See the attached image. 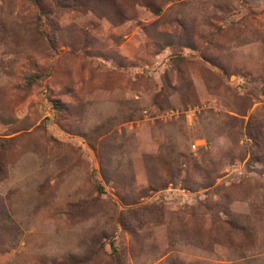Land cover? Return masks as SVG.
I'll return each mask as SVG.
<instances>
[{"label":"rangeland","instance_id":"rangeland-1","mask_svg":"<svg viewBox=\"0 0 264 264\" xmlns=\"http://www.w3.org/2000/svg\"><path fill=\"white\" fill-rule=\"evenodd\" d=\"M40 1L0 0V264H264V0Z\"/></svg>","mask_w":264,"mask_h":264},{"label":"trees","instance_id":"trees-1","mask_svg":"<svg viewBox=\"0 0 264 264\" xmlns=\"http://www.w3.org/2000/svg\"><path fill=\"white\" fill-rule=\"evenodd\" d=\"M34 1V3L36 4V6L40 9V11H42L45 14V12L43 11V7H42V3L40 0H32ZM56 6L57 8H67L70 10H79V9H84L87 12H92L95 14H99V15H103L106 14V9L108 6H116V8L122 9L123 7H125L126 5H131L132 2H139L142 0H55ZM171 0H155V2L148 0L146 2H144L146 5L148 4V6L152 9V12H155L156 14H159V12L161 11V8L156 9V3L160 2L162 4L167 3ZM114 14V11H112ZM117 16L119 18H123L125 17V12H118ZM184 28V27H183ZM189 49H191L190 47H188ZM209 63V61H207ZM211 64V63H210ZM212 67L215 68L216 70H220L221 72H223V69H221V67L217 66V64L213 63ZM112 247L114 248V251L117 252V248L115 247L114 244H112ZM118 258V256H117ZM117 258L115 260H117ZM119 262H117L118 264Z\"/></svg>","mask_w":264,"mask_h":264}]
</instances>
